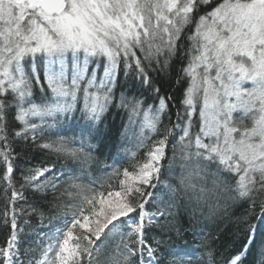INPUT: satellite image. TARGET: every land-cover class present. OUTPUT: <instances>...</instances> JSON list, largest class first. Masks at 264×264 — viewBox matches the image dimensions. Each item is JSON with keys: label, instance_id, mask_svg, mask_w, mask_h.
<instances>
[{"label": "snow or ice", "instance_id": "snow-or-ice-1", "mask_svg": "<svg viewBox=\"0 0 264 264\" xmlns=\"http://www.w3.org/2000/svg\"><path fill=\"white\" fill-rule=\"evenodd\" d=\"M258 224L264 0H0V264H264Z\"/></svg>", "mask_w": 264, "mask_h": 264}, {"label": "trees", "instance_id": "trees-1", "mask_svg": "<svg viewBox=\"0 0 264 264\" xmlns=\"http://www.w3.org/2000/svg\"><path fill=\"white\" fill-rule=\"evenodd\" d=\"M109 151H110V149L105 150V157L102 159H104L107 163H112V160L107 159V153ZM124 156H125V154H121V156L117 157V159L122 161L124 159ZM175 166L176 165H174V167ZM98 175L102 176L103 173H98ZM168 178H169V173L167 171H165L163 179L165 181H167ZM230 211H231V209H230ZM234 211H235V215L233 216L231 221L225 220L222 224H219L220 230L224 233L225 238L230 236L239 227V225L236 224L234 221L236 220V218L243 215L245 208H236V209H234ZM216 226L217 225L215 223H210L207 231H209V232L215 231ZM258 228L260 230L261 235L264 236V224H258ZM217 234L219 235V233H217ZM258 253H259V247L254 250L253 256L249 257V259L252 260L255 258L258 261Z\"/></svg>", "mask_w": 264, "mask_h": 264}]
</instances>
